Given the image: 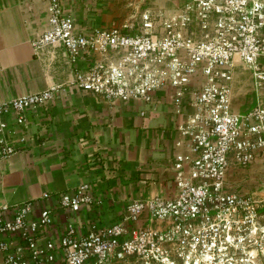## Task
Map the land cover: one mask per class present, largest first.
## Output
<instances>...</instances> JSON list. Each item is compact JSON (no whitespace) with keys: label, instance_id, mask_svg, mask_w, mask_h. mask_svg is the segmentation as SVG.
<instances>
[{"label":"built area","instance_id":"built-area-1","mask_svg":"<svg viewBox=\"0 0 264 264\" xmlns=\"http://www.w3.org/2000/svg\"><path fill=\"white\" fill-rule=\"evenodd\" d=\"M46 1L47 27L31 48L62 46L73 84L108 104L153 103L157 91L172 90L171 111L183 116L175 124V189L133 199L115 222L89 223L85 233L68 224L57 238L49 235L52 206L1 204L0 264H264V198L233 190L230 177L264 158V0H122L119 21L88 29L62 0ZM237 64L259 87L244 112L232 103ZM57 89L0 102V158L16 151L6 117L26 128L25 110ZM55 202L75 213L100 200L81 182Z\"/></svg>","mask_w":264,"mask_h":264},{"label":"crops","instance_id":"crops-1","mask_svg":"<svg viewBox=\"0 0 264 264\" xmlns=\"http://www.w3.org/2000/svg\"><path fill=\"white\" fill-rule=\"evenodd\" d=\"M62 3L79 29L110 26L125 15L105 0ZM46 8V0H0V102L58 86L45 105L25 110L26 128L16 124L13 114L6 117L5 135L16 151L0 158V205L35 200L36 209L52 206L49 235L57 238L68 224L85 233L89 223L115 222L133 199L172 195L174 142L179 137L175 124L183 116L171 111L170 88L157 91L153 103L108 104L73 84L62 46H45L36 53L31 48L30 41L47 27ZM245 80L251 87V79ZM232 103L235 110L247 108ZM261 161L256 159L244 176L234 174L233 179L242 183L246 175L253 179L262 174ZM81 182L91 185L100 203L83 205L75 213L55 205L59 193ZM43 192L49 199L41 198Z\"/></svg>","mask_w":264,"mask_h":264},{"label":"rangeland","instance_id":"rangeland-1","mask_svg":"<svg viewBox=\"0 0 264 264\" xmlns=\"http://www.w3.org/2000/svg\"><path fill=\"white\" fill-rule=\"evenodd\" d=\"M106 3H104L107 6L113 7L114 9L126 12V7L124 5V3L122 2V0H105ZM121 13V12H120ZM99 26V25H96ZM99 27H105V26H99ZM259 62L264 63V57H259L258 59ZM234 73H235V78H237V88L234 90L233 89V102H235L237 104V107H241L243 105V107H246L247 105H249L251 103V101H254V96L255 94L257 96H259L258 91H259V87H254L253 83H252V78H251V71L250 70H246L243 69L241 65L237 64L234 68ZM249 77L251 80V87H249V85H246V81L245 78ZM262 100H264V94L259 96ZM241 112H244L243 109L240 110ZM257 159H262L261 164H259L261 166V171L262 174L254 176L253 179H251L250 177H248L247 175L245 176V178H243V182L240 183V181L238 180H234L232 177L234 174H236V176L242 177L244 176V171H246L250 165H253L252 163L246 167H240V169L243 170V173H234L232 176L230 175L231 178V183H232V188L235 191H242L241 188H243L244 191L248 190L249 193H254V191L257 192V190H264V158H260V156ZM241 170V171H242ZM257 195V193H255ZM260 194V195H259ZM259 197L264 198V191H262V193H258ZM264 210V206H260L259 207V211Z\"/></svg>","mask_w":264,"mask_h":264}]
</instances>
